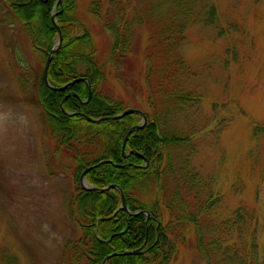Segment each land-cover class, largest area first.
<instances>
[{
    "label": "trees",
    "instance_id": "trees-1",
    "mask_svg": "<svg viewBox=\"0 0 264 264\" xmlns=\"http://www.w3.org/2000/svg\"><path fill=\"white\" fill-rule=\"evenodd\" d=\"M136 1L90 0V14L114 38L108 60L103 64L90 31L78 15L80 0H0L3 23L17 21L23 26L39 55V72L31 83L57 151L74 161L78 177L91 168L86 175L89 185L99 189L117 185L130 211H148L151 215L148 222L143 214L127 217L121 209L118 190L87 191L76 181V196L69 201V212L80 223L82 236L68 246V264H103L112 254L107 264H171L179 247H185L186 234L192 227L195 250L208 264L212 260L217 264H264L263 199L252 198L250 207L254 211L249 215L241 211L230 215L214 199L218 195L211 196L203 182L199 185L202 189L193 193L198 186L185 177L172 158V149L189 138L177 136L167 127L166 120L184 102L194 100L192 94L181 90L186 65L182 49L191 16L190 7L186 6L190 0H139L133 4ZM145 1L148 9L143 8ZM204 1H199L200 7ZM206 5L211 10L212 3ZM141 10L155 15L146 21L151 44L143 52L146 65L144 83L139 88L140 97L152 111L144 112L146 126L130 135L123 151L126 135L142 122L140 116L131 114L117 121L90 123L79 113L100 119L129 109L124 101L109 95L107 85L112 71L116 75L120 64L132 65L128 62L131 56L141 51L135 38V29L144 26ZM53 14L63 43L53 55L48 78L54 88L68 85L62 92L51 90L44 80L46 62L59 39ZM120 74L129 76L128 71ZM80 78L87 79L90 85H70ZM131 152L142 155L148 165ZM103 161L113 164L96 167ZM123 165L129 166L120 168ZM203 193L209 199L204 203L195 201V195ZM211 201L217 203L216 208ZM197 207L201 209L194 211ZM208 207L212 210L207 211ZM137 250L140 253L136 255L124 254Z\"/></svg>",
    "mask_w": 264,
    "mask_h": 264
},
{
    "label": "rangeland",
    "instance_id": "rangeland-1",
    "mask_svg": "<svg viewBox=\"0 0 264 264\" xmlns=\"http://www.w3.org/2000/svg\"><path fill=\"white\" fill-rule=\"evenodd\" d=\"M199 1L190 0L186 6L191 16L180 87L194 100L184 102L166 120L170 130L189 140L172 149V158L198 186L193 193L202 189L203 182L228 214L249 215L254 211L252 198L264 202V0H205L203 7ZM89 4L90 0H80L78 15L104 64L114 38L90 14ZM143 8L148 9L146 1ZM141 15L144 26L135 29L141 51L131 56L132 65L120 64L116 75L111 70L107 92L129 109L151 113L139 88L144 83L143 52L151 44L146 21L155 15L142 10ZM3 22L0 14V264H68L67 248L82 236L69 201L76 196L75 184L83 172L78 177L76 164L57 151L45 125L31 83L40 59L27 32L17 21ZM195 196L201 203L210 197ZM211 204L216 208L217 203ZM194 229L186 234V245L179 247L171 264H208L195 250Z\"/></svg>",
    "mask_w": 264,
    "mask_h": 264
},
{
    "label": "water",
    "instance_id": "water-1",
    "mask_svg": "<svg viewBox=\"0 0 264 264\" xmlns=\"http://www.w3.org/2000/svg\"><path fill=\"white\" fill-rule=\"evenodd\" d=\"M60 1H61V0H60ZM52 20H53L55 26L58 28V31H59V39H58V42H57V44L55 45V47L52 48V50H51V52H50V55H49V58H48V60H47V62H46V65H45V68H44V80H45L46 85H47L51 90H55V91H58V92H62V91H65V90L67 89L68 85H67V86H64V87H62V88H54L53 86H51V84H50V82H49V78H48V71H49V67H50V63H51V61H52L53 55H54V53H55V52H56V51L62 46V43H63V36H62L61 31H60V29H59V27H58V24H57V22H56V14H53V15H52ZM79 82H87V83L90 85L89 81H88L87 79H85V78L76 79V80H75L74 82H72L70 85H73V84H75V83H79ZM70 95H74V94H70ZM70 95H69V96H70ZM65 99H66V98H65ZM65 99H64V100H65ZM88 101H89V100H88ZM88 101H87V102H88ZM63 105H64V101H63L62 104H61V107H62V108H63ZM131 114H137V115L141 116V117L143 118V123L140 124V125H137V126L132 127L131 130L128 132V134L126 135L125 140H124L123 151H124V149H125V146H126V144H127V141H128V139H129L130 135H131L133 132H135V131H137V130H139V129L144 128V127L146 126V124H147V117H146V115H145L142 111L137 110V109H127L126 111L122 112L121 114H119V115H117V116L103 117V118H100V119H93V118H91V117H89V116H86V115L83 114V113H79V115L85 117L90 123H99V122H102V121H117V120H120V119H122V118H124V117H126V116H128V115H131ZM131 154H137L140 158L144 159V157H143L142 155H139V154L136 153V152H131ZM144 160H145V159H144ZM145 161H146V160H145ZM146 162H147V165H148V161H146ZM107 163L113 164V162L103 161V162H101L100 164H98L96 167H98V166H100V165H102V164H107ZM128 166H129V165H126V166L123 165V166H120V168H125V167H128ZM90 170H91V168L86 169V170L82 173V175H81V177H80V184H81V186H82V188H83L84 190L92 191V192H97V193H102V192H104V191H106V190H109V189H116V190L119 191L120 196H121V201H122L121 209H123V210H125V211L127 212V217H129V216H137V215H139V214H143V215H146V216H147V220H146V221H147V222L149 221V219L151 218L149 212H147V211L132 212V211H130V210L128 209L125 195H124L122 189H121L119 186H117V185H112V186H110V187H108V188H105V189H99V188H96V187H94V186L89 185V184H88V181H87V179H86V175L88 174V172H89ZM139 253H140V250H137V251H128V252H125L124 254H125V255H136V254H139ZM113 256H114V254L108 256V257L103 261V264H107V262L109 261V259H110L111 257H113Z\"/></svg>",
    "mask_w": 264,
    "mask_h": 264
}]
</instances>
